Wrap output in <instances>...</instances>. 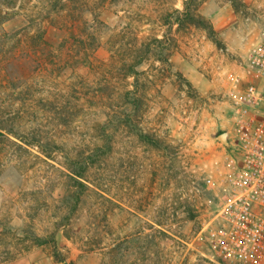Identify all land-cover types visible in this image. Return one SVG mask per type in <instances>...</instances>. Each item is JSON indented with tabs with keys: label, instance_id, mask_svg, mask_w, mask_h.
I'll return each mask as SVG.
<instances>
[{
	"label": "rangeland",
	"instance_id": "1",
	"mask_svg": "<svg viewBox=\"0 0 264 264\" xmlns=\"http://www.w3.org/2000/svg\"><path fill=\"white\" fill-rule=\"evenodd\" d=\"M263 38L264 0H0V264H248L198 232Z\"/></svg>",
	"mask_w": 264,
	"mask_h": 264
},
{
	"label": "built area",
	"instance_id": "2",
	"mask_svg": "<svg viewBox=\"0 0 264 264\" xmlns=\"http://www.w3.org/2000/svg\"><path fill=\"white\" fill-rule=\"evenodd\" d=\"M250 79H232V123L223 146L222 176L207 182L220 193L214 216L198 232L223 263L264 259V38L246 61Z\"/></svg>",
	"mask_w": 264,
	"mask_h": 264
},
{
	"label": "trees",
	"instance_id": "3",
	"mask_svg": "<svg viewBox=\"0 0 264 264\" xmlns=\"http://www.w3.org/2000/svg\"><path fill=\"white\" fill-rule=\"evenodd\" d=\"M142 136V135H141ZM102 154H105V150L102 149V147L98 148L96 152L87 155L86 157H83V159H76L73 160V180L74 184L76 186V192L73 193L72 200L74 202H78L80 199V195L82 194L83 190L86 188L85 183L82 181L83 177L85 176V173L88 169L89 163L95 162ZM36 238V242L40 244H44L47 242H54V237H51L50 239H45L42 237H33Z\"/></svg>",
	"mask_w": 264,
	"mask_h": 264
},
{
	"label": "water",
	"instance_id": "4",
	"mask_svg": "<svg viewBox=\"0 0 264 264\" xmlns=\"http://www.w3.org/2000/svg\"><path fill=\"white\" fill-rule=\"evenodd\" d=\"M218 139L222 144L227 145V132L220 133Z\"/></svg>",
	"mask_w": 264,
	"mask_h": 264
}]
</instances>
